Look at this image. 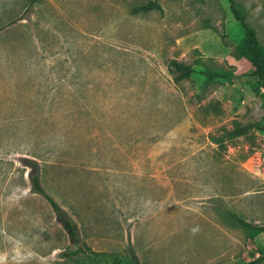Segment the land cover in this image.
Here are the masks:
<instances>
[{"label": "rangeland", "instance_id": "rangeland-1", "mask_svg": "<svg viewBox=\"0 0 264 264\" xmlns=\"http://www.w3.org/2000/svg\"><path fill=\"white\" fill-rule=\"evenodd\" d=\"M0 0V264H245L264 234V87L230 0ZM264 44V0H237ZM173 59L191 64L176 82ZM230 72V78L212 72ZM247 126L245 134L237 128ZM264 264V263H261Z\"/></svg>", "mask_w": 264, "mask_h": 264}, {"label": "trees", "instance_id": "trees-1", "mask_svg": "<svg viewBox=\"0 0 264 264\" xmlns=\"http://www.w3.org/2000/svg\"><path fill=\"white\" fill-rule=\"evenodd\" d=\"M231 9L234 17L242 24L245 29V35L238 46V53L240 59L246 66L251 69V73L258 79V83L264 87V44L262 43L258 30L252 26L248 20L244 9L239 5L237 0H230ZM153 9H162V5L158 0L151 1L140 7H136L134 12H149ZM170 71L173 74V78L176 82H181L184 79L190 78L194 72V67L191 64L181 62L178 59H173L170 64ZM214 77H224L230 78L233 76L230 72H212ZM248 130L247 126H242L237 128V134H245ZM30 179L35 192H38L45 196L51 203L53 208L57 211V216L62 222L64 228L67 230L71 242L76 245L75 249L66 251L64 256L72 257L75 254L82 252L88 260L94 263L100 262L99 258L96 257L94 253H89L82 244V236L80 227L77 220L54 198V196L48 192V190L43 185L41 168L36 167L34 171L30 173ZM234 218L243 227L252 230L256 234H264V225L254 224L247 221L243 217L236 213H233ZM138 264V261H136ZM264 263V246L260 250V256L254 258L253 260L245 264H261Z\"/></svg>", "mask_w": 264, "mask_h": 264}]
</instances>
